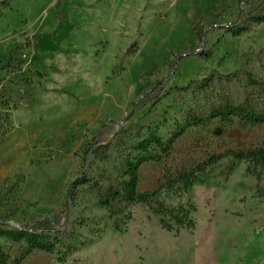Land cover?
Wrapping results in <instances>:
<instances>
[{
	"label": "rangeland",
	"instance_id": "374dc122",
	"mask_svg": "<svg viewBox=\"0 0 264 264\" xmlns=\"http://www.w3.org/2000/svg\"><path fill=\"white\" fill-rule=\"evenodd\" d=\"M56 2L0 0V61L56 28ZM175 2L68 0L61 35L0 67V221L29 228L61 217L49 250L0 236L4 264H264V164L228 154L264 143V122L242 115L264 107V11L248 18L264 0L229 3L192 42ZM239 13L234 32L226 25ZM158 31L168 43L148 59ZM158 80L155 98L134 107ZM150 135L161 143L140 147ZM145 151L158 157L137 167L135 190L155 193L128 200L127 163ZM190 171L196 179L181 187L177 172ZM79 174L86 180L71 185ZM172 208L192 225L178 228Z\"/></svg>",
	"mask_w": 264,
	"mask_h": 264
},
{
	"label": "trees",
	"instance_id": "16d2710c",
	"mask_svg": "<svg viewBox=\"0 0 264 264\" xmlns=\"http://www.w3.org/2000/svg\"><path fill=\"white\" fill-rule=\"evenodd\" d=\"M68 0H57L56 7H55V16L58 21V24L56 28L50 30L47 33H40L38 35H32L27 36L24 38L23 41L12 44L8 47L5 59L4 61H0V67L6 68L13 66V54L16 53L18 50L28 47L32 44V46H37L41 43L42 40L45 39L46 36H59L61 35V30L67 25V19L65 15V8ZM236 1H244V0H176L174 4L175 8V15L179 20V23L181 26L185 29V35L183 36V40H186L187 42H192L194 38H202L205 33V28L207 26H212L213 24H220L223 22L224 18L221 14L223 8L227 6L229 3H234ZM186 7V8H185ZM264 11V5L260 8V10L255 11L253 14H248V18L253 20H261L263 18V15L261 12ZM192 14L194 17L196 16V19H201L203 23L201 25H198L197 23L194 25H189L188 23V16ZM242 13H239L235 20H233L232 24H227L226 27L234 32H237L239 30L238 24L243 21ZM161 34V31L156 32L154 43L149 44V39L145 43V51L147 53L146 58L153 59V56L158 53V50L163 49L164 43H168V39H164L162 44L159 42V35ZM63 37V36H62ZM181 39V40H182ZM35 40V42H34ZM55 50V49H52ZM143 50V51H144ZM174 61H170V64H172ZM162 82L158 80L154 84V86L147 91H144L142 94L141 99L138 102L134 103V107H137L139 103L144 102L145 100H152L155 98V96L160 91ZM235 112L234 107H230L227 110V113H233ZM214 115V114H213ZM243 117L252 123H261L264 122V107L261 112L259 113H253V112H244ZM179 132H175L174 135H177ZM173 135V136H174ZM172 139V138H171ZM171 139L168 140V145L171 142ZM151 142L160 144V140L156 138L154 135H150L149 137L142 139L139 143L140 147H144V149L147 147L148 144ZM167 144L165 146H162L164 149L168 146ZM91 146L86 147L84 153H83V160L87 158V154L89 150L91 149ZM228 154H231L234 158L239 160H249V161H255L260 164H264V143L256 146L254 148L248 149V150H230ZM158 155L152 154L151 152L145 151L144 154H139L137 159L135 161H129L126 166L125 174L128 175V178L123 182V196L128 200L138 201V200H145L149 196L154 195V191L152 192H137L135 190V183L137 179L136 171L137 167L144 161L150 160V159H156ZM220 157V155L216 156L215 158H208L205 162V164H211L212 162H215L216 159ZM200 167L199 169H201ZM193 171L190 172H177V178L178 180H181V187H188L195 179L197 175L192 174ZM86 180L84 176H80V174L74 178L71 181V185L75 184H81ZM116 192L110 193L112 197H115ZM109 194V193H108ZM109 198V195L107 198H104L102 200L103 202H107ZM69 199H66L63 202V208L60 209V212L63 210L69 209ZM178 209V210H177ZM172 208L170 209V218L173 219V223L177 225V227H188L192 225V221L189 218L187 222H185V217L187 216V213L179 215L178 212L181 210V208ZM67 218V214H66ZM160 223L162 226L166 227L167 229L173 228V224L167 222L164 218H160ZM191 223V224H190ZM61 224V217L59 216H48L43 217L40 219H37L32 222L29 228H12L9 226L7 222L0 221V236L7 237L11 240H19L21 238H24L26 242H28L29 247L28 249L32 247H37L40 249L49 250L51 247V244L47 242L46 237L49 235L50 232L58 231L59 225ZM7 259V254L4 252L2 247L0 246V264H4ZM19 258L15 259L14 264H18Z\"/></svg>",
	"mask_w": 264,
	"mask_h": 264
}]
</instances>
